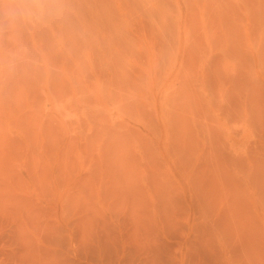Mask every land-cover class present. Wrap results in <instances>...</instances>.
Instances as JSON below:
<instances>
[{"label": "rangeland", "instance_id": "obj_1", "mask_svg": "<svg viewBox=\"0 0 264 264\" xmlns=\"http://www.w3.org/2000/svg\"><path fill=\"white\" fill-rule=\"evenodd\" d=\"M0 264H264V0H0Z\"/></svg>", "mask_w": 264, "mask_h": 264}]
</instances>
